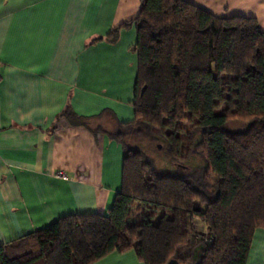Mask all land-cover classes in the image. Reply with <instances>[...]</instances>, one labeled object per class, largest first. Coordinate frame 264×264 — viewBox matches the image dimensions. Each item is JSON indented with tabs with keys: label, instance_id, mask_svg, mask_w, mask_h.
I'll return each mask as SVG.
<instances>
[{
	"label": "trees",
	"instance_id": "trees-1",
	"mask_svg": "<svg viewBox=\"0 0 264 264\" xmlns=\"http://www.w3.org/2000/svg\"><path fill=\"white\" fill-rule=\"evenodd\" d=\"M131 25L134 117L111 133L124 152L121 190L107 212L65 214L0 243V264H92L129 249L144 264H246L264 228V30L255 16L189 0H140L104 38ZM234 120L245 128L228 130ZM131 137L162 139L181 167L194 154L204 165L159 172Z\"/></svg>",
	"mask_w": 264,
	"mask_h": 264
},
{
	"label": "crops",
	"instance_id": "crops-1",
	"mask_svg": "<svg viewBox=\"0 0 264 264\" xmlns=\"http://www.w3.org/2000/svg\"><path fill=\"white\" fill-rule=\"evenodd\" d=\"M189 1L255 16L264 30V0ZM139 3L0 0V243L65 214L107 212L121 190L124 152L111 133L134 117L136 29L104 36ZM92 264L144 263L129 249ZM246 264H264L262 227Z\"/></svg>",
	"mask_w": 264,
	"mask_h": 264
},
{
	"label": "rangeland",
	"instance_id": "rangeland-1",
	"mask_svg": "<svg viewBox=\"0 0 264 264\" xmlns=\"http://www.w3.org/2000/svg\"><path fill=\"white\" fill-rule=\"evenodd\" d=\"M226 128L230 131H239L245 128V123L240 121H229L226 123ZM128 143L136 148L144 151L154 162L156 169L159 172L164 173H179V174H195L198 169L204 165V161L199 155H191L185 165L175 164L171 158L166 154V146L162 139L155 138L151 140L143 137H131L128 139ZM212 178H217L215 172L210 173ZM199 230L200 226H196ZM207 229L203 225L202 231L205 232Z\"/></svg>",
	"mask_w": 264,
	"mask_h": 264
},
{
	"label": "water",
	"instance_id": "water-1",
	"mask_svg": "<svg viewBox=\"0 0 264 264\" xmlns=\"http://www.w3.org/2000/svg\"><path fill=\"white\" fill-rule=\"evenodd\" d=\"M165 264H181L179 261L176 259H169Z\"/></svg>",
	"mask_w": 264,
	"mask_h": 264
},
{
	"label": "built area",
	"instance_id": "built-area-1",
	"mask_svg": "<svg viewBox=\"0 0 264 264\" xmlns=\"http://www.w3.org/2000/svg\"><path fill=\"white\" fill-rule=\"evenodd\" d=\"M60 173V172H59Z\"/></svg>",
	"mask_w": 264,
	"mask_h": 264
}]
</instances>
